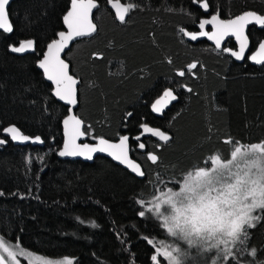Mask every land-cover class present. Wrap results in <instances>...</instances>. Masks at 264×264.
<instances>
[{
	"label": "trees",
	"instance_id": "obj_1",
	"mask_svg": "<svg viewBox=\"0 0 264 264\" xmlns=\"http://www.w3.org/2000/svg\"><path fill=\"white\" fill-rule=\"evenodd\" d=\"M125 1L140 7L120 24L106 9V0H99L94 13L98 33L75 42L64 59L80 81L75 114L90 126L87 142L95 141L92 136L115 141L128 135L132 158L143 162L158 141L143 134L142 125L174 137L157 150L167 167L149 169L147 180L152 184L104 157L91 163L56 158L66 108L51 97L35 62L62 30L68 0H13L8 6L14 30L0 31V130L15 125L26 135L41 136L44 143L0 145V191L6 194L0 197V233L19 237L22 246L37 255L66 256L75 264H152L153 247L144 237L170 238L150 214L138 216L144 209L136 200L151 199L161 187L155 183L156 175L179 179L215 149H223L228 157V146L221 143L227 135L242 142L264 140V65L237 64L205 42L187 43L180 29L192 30L201 17L192 0ZM209 4V10L218 9L226 17L248 10L264 14V0H209ZM249 33L253 45L256 32ZM26 39L35 41L34 51L18 55L10 50ZM94 52L102 53L103 59L93 58ZM192 62L198 66L189 73L186 66ZM182 69L185 76H177ZM166 88H172L178 100L155 118L148 106ZM137 135L146 144L143 151L135 147ZM0 138L6 139L1 131ZM26 156L33 158L30 170ZM17 191L26 198L12 195ZM251 233L250 246L264 249V223ZM259 256L264 258V251Z\"/></svg>",
	"mask_w": 264,
	"mask_h": 264
},
{
	"label": "snow or ice",
	"instance_id": "obj_2",
	"mask_svg": "<svg viewBox=\"0 0 264 264\" xmlns=\"http://www.w3.org/2000/svg\"><path fill=\"white\" fill-rule=\"evenodd\" d=\"M106 2L114 10V18L120 24L127 23L130 13L140 7L137 3L121 0ZM192 2L204 12L209 11V0ZM9 4L10 0H0V30L10 34L14 28L8 11ZM99 8V0H70V7L62 17L66 30L56 33L57 38L47 44V50L38 61L43 75L54 85L53 95L72 107L78 104L77 85L80 81L70 74V65L61 54L65 53V49L73 41L91 38L98 33L94 10ZM252 24L264 28V14L248 10L224 19L217 9L210 18L199 20V32L186 31L184 28L180 32L192 41L198 37H207L217 50L229 53L236 60H243L250 47L246 29ZM207 25L211 26V31L205 30ZM230 37L237 42L238 50L222 48V42ZM10 50L14 53L34 51L35 41L26 39L19 46H10ZM92 57L103 59V54L94 52ZM248 59L255 64L264 65V40L257 42L256 50ZM168 63L172 61L169 59ZM197 66V62L189 63L186 66L187 72L192 73ZM185 74L183 69L176 73L179 77H184ZM181 87L186 88L189 93L193 92L186 85ZM177 100L174 90L166 88L151 105V109L155 113L163 114L164 109ZM128 115L131 116L132 113ZM62 124L64 140L58 151L60 157H83L92 160L95 154H107L148 184L153 183L152 180H147L150 168L167 167L157 150L173 141L174 137L168 131L142 125L143 131L157 138L158 142L154 150L145 154L143 162H137L131 156L134 149L128 135H120L117 142L103 136H92L95 143H80L82 138L91 134L90 126H85L84 121L72 113L71 108ZM0 131L13 142L44 143L41 136L26 135L15 125ZM208 132L210 140L213 132L211 126L208 127ZM134 139L139 142L141 137L137 135ZM7 143L8 140L0 138V145ZM221 143L228 146V157H225L223 149H215L206 160L194 163L189 170L182 172L179 179H165L158 173L154 180L161 187L151 193V199L136 200L144 209L138 212V216L144 218L146 214L153 215L159 222V227L170 238L154 240L144 237L153 247V254L150 256L152 264H162V261L166 264H264V258L259 256L264 249L250 246L251 230L264 223V140L242 142L227 135ZM135 147L143 151L146 144L139 142ZM39 160L42 163L43 157ZM32 162L31 156L25 157L29 170ZM5 195L0 191V197ZM12 195L26 198L18 191ZM91 223L93 227H97L94 221ZM120 234L117 232L118 238ZM121 243L124 241L121 240ZM20 257L26 259L27 264H75L72 258L66 256L50 259L45 255H37L23 247L19 237L11 239L8 234L0 233V264H21ZM245 257L251 259L245 261Z\"/></svg>",
	"mask_w": 264,
	"mask_h": 264
},
{
	"label": "water",
	"instance_id": "obj_3",
	"mask_svg": "<svg viewBox=\"0 0 264 264\" xmlns=\"http://www.w3.org/2000/svg\"><path fill=\"white\" fill-rule=\"evenodd\" d=\"M12 1H13V0H10V3H11ZM8 6H9V5H8ZM69 7H70V0H68V5H67V9H66V11L69 9ZM107 7H108L109 10L112 12L113 17H114V10L111 8V6H110L109 4L107 5ZM66 11L64 12V14L66 13ZM96 11H97V10H94V13H95ZM64 14H63V15H64ZM62 17H63V16H62ZM62 17H61L62 30H66V28H65V26H64V24H63ZM209 18H210V17H209ZM114 20H115V18H114ZM115 21H116V20H115ZM116 22H118V21H116ZM118 23H119V22H118ZM249 26H255V27L258 28V29H263V28H261L260 26L255 25V24H252V25H249ZM206 27H209V28H210L209 31H211V26H210V25H207ZM0 31H2V30H0ZM199 31H200V29H199V27H198V31H197V32H199ZM57 33H58V32H57ZM182 35H183L184 40H185L186 42H188V43L194 44V43H196L197 41H205L209 46H211L212 48H214L215 50H217V49L215 48L214 43H213L212 41H209V40L207 39V37H198L197 40L192 41L189 37L185 36L183 33H182ZM55 38H57L56 35H55L54 39H55ZM84 39H89V38H79V39L73 41V42L69 45V47H68L67 49H65V53H62V54H61V55H62V58L64 59L65 54L70 50L71 46H72L75 42L80 41V40H84ZM227 39H231L232 43H233L234 46H235V50H238V44H237V42L235 41V39H234V38H231V37H230V38H226V40H227ZM226 40H225L224 42H222V45L226 42ZM262 40H264V37H263ZM47 44H48V43H47ZM47 44L45 45V47H44V49H43V51H42L40 57L38 58V60L35 62V68H36V70L41 74L42 80H43L46 84H48V85L50 86V95H51V97H52L57 103L61 104L63 107L66 108V115L63 117V118H65V117L69 114V108H71V109H72V113L75 114V111H76V109H77V107H78V104H77L75 107H72V106H70V105H67V104H66L65 102H63V101H60L57 97H55V96L53 95L54 85H52V83H51L50 81H48V80L45 78V76L43 75L42 70L38 67V61H39L40 59H42L44 52L47 50ZM16 46H19V44H17ZM256 48H257V45H256V47L253 49V51L249 54V56H250V55L256 50ZM217 51H220V50H217ZM247 51H248V50H247ZM247 51H246V52H247ZM29 52H31V51H27V52H24V53H29ZM24 53H15V54L22 55V54H24ZM226 54H227V55L229 56V58H230L233 62H235V63H240V62L242 61V60H236V59H235L234 57H232L229 53H226ZM245 54H246V53H245ZM249 56H248V57H249ZM248 57H247V62H248L249 65H252V66H255V67H259V66H261V65L255 64L254 62H252L251 60H249ZM65 61H66V60H65ZM70 74H71V73H70ZM78 85H79V84H78ZM78 85H77V88H78ZM164 90H165V89H164ZM164 90H163V91H164ZM163 91H162V92L160 93V95H159L157 98H155V99L149 104V106H148V109H149L150 114H151L153 117H155V118H160V117L162 116V114L153 112L152 109H151V105L155 102L156 99H158V98L162 95ZM175 102H176V101H173V102H172V103H171L166 109H164V112H165V111H166V110H167L172 104H174ZM164 112H163V113H164ZM75 115H76V114H75ZM63 118H62V120H63ZM62 120H61V122H60L61 142H60L59 148L57 149V151H56V153H55L57 159H59V160H78V161H81V162H84V163H91V162L93 161V159L96 158V157H104V158L108 159L109 161H111L114 165H116V166L120 167L121 169L125 170L128 174L132 175L133 177H135V178H137V179H141V178L137 177L134 173H132L129 169H127L124 165H121V164H119L117 161L113 160V159H112L110 156H108L107 154H102V153L95 154V155H94V158H93L92 160H87V159H85V158H83V157H60V156L58 155V151L62 148V146H63V140H64V137H63V124H62ZM9 126H11V125H9ZM6 127H8V126H6ZM4 128H5V127H4ZM1 136L4 137V138H6V139H7L12 145H15V146H31V147H37V146H41V145H42V144H40V143H30V142H27V143H18V142H13V141H11V139H10L6 134H3L2 131H1ZM117 141H118V139L115 140V141H113V142H117ZM79 142H80V143H90V144H91V143H95V141H93V142H87V141H86V137L82 138Z\"/></svg>",
	"mask_w": 264,
	"mask_h": 264
},
{
	"label": "flooded vegetation",
	"instance_id": "obj_4",
	"mask_svg": "<svg viewBox=\"0 0 264 264\" xmlns=\"http://www.w3.org/2000/svg\"><path fill=\"white\" fill-rule=\"evenodd\" d=\"M121 2H126L125 0H121ZM107 5H108V3L106 2V9L109 11V13L111 14V16H112V18H113V20H114V17H113V14H112V12L109 10V8L107 7ZM196 6H197V8L199 9V11H200V13H201V17L199 18V20L200 19H203V18H209L210 17V15L211 14H214L217 10H214V11H212V10H209L208 12H204L197 4H196ZM241 13H243V12H241ZM240 13V14H241ZM239 15V14H238ZM221 16V15H220ZM232 17H234V16H232ZM221 18H224V19H228V18H231V17H229V16H221ZM199 20H198V22H197V24L195 25V27L192 29V30H190V31H192V32H197L198 31V25H199ZM115 21V20H114ZM118 23V22H117ZM254 30L255 32H256V36H255V38H256V40H255V42L253 43V45L251 44V40H253V38H251V36H250V33H249V31L250 30ZM205 30H207V31H209L210 30V28L209 27H206L205 28ZM246 32H247V34H248V36H249V40H250V47H249V49H248V51L246 52V54H245V59H243L240 63H242L243 61H246L247 62V57L249 56V54L253 51V49L256 47V45H257V42L258 41H261L262 39H263V37H264V28L263 29H258V28H256L255 26H248V28L246 29ZM182 33V32H181ZM184 39V38H183ZM201 42H205V41H197L196 43H201ZM188 43V42H187ZM196 43H194V44H196ZM206 43V42H205ZM191 44V43H190ZM223 47H228V48H232V49H234L235 50V46H234V44L232 43V41H231V39H227L226 40V42L222 45V48ZM220 52H223L222 50H220ZM223 53H225L226 54V52H223ZM227 55V54H226ZM228 56V55H227ZM229 57V56H228ZM235 63V62H234ZM248 63V62H247ZM237 64H239V63H237ZM252 66V65H251ZM260 67V66H259Z\"/></svg>",
	"mask_w": 264,
	"mask_h": 264
},
{
	"label": "rangeland",
	"instance_id": "obj_5",
	"mask_svg": "<svg viewBox=\"0 0 264 264\" xmlns=\"http://www.w3.org/2000/svg\"><path fill=\"white\" fill-rule=\"evenodd\" d=\"M142 133L143 134H147V133H145L143 130H142ZM151 215V214H150ZM153 218H155L153 215H151ZM166 233V232H165ZM167 234V233H166ZM20 260H21V264H27V260L26 259H24L23 257H20Z\"/></svg>",
	"mask_w": 264,
	"mask_h": 264
}]
</instances>
